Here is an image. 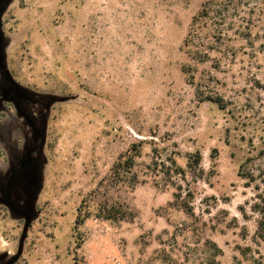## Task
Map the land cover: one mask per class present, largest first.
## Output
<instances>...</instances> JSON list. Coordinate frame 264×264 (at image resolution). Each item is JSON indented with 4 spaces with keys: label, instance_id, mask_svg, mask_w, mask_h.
Returning <instances> with one entry per match:
<instances>
[{
    "label": "rangeland",
    "instance_id": "obj_1",
    "mask_svg": "<svg viewBox=\"0 0 264 264\" xmlns=\"http://www.w3.org/2000/svg\"><path fill=\"white\" fill-rule=\"evenodd\" d=\"M202 2L0 0V264H264V19L199 61ZM99 186L128 217L74 228Z\"/></svg>",
    "mask_w": 264,
    "mask_h": 264
},
{
    "label": "trees",
    "instance_id": "obj_2",
    "mask_svg": "<svg viewBox=\"0 0 264 264\" xmlns=\"http://www.w3.org/2000/svg\"><path fill=\"white\" fill-rule=\"evenodd\" d=\"M264 19V0H203L200 10L193 16L184 45L199 61L210 57V47L204 35L214 40L218 35L229 38L232 35L246 38L251 36L252 29ZM217 49V48H216ZM221 107L225 106L222 98L215 99ZM143 141L133 143L129 149L120 154L114 162L109 176L100 182V186L108 181L109 186L121 188L134 187L139 183L134 172L137 160L142 156ZM197 154L196 161L199 162ZM84 198L77 208L74 228L78 229L86 219L93 215L111 221H120L128 217L126 205L114 198L100 197L101 187ZM259 214L257 234L264 240V198L252 206ZM76 264L78 262L76 261Z\"/></svg>",
    "mask_w": 264,
    "mask_h": 264
}]
</instances>
